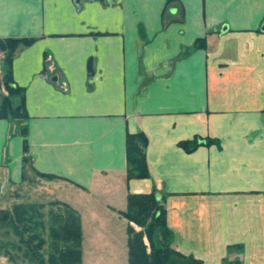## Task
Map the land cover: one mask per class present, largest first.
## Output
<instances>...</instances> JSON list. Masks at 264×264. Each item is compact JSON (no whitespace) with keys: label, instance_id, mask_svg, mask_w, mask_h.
Returning a JSON list of instances; mask_svg holds the SVG:
<instances>
[{"label":"crops","instance_id":"1","mask_svg":"<svg viewBox=\"0 0 264 264\" xmlns=\"http://www.w3.org/2000/svg\"><path fill=\"white\" fill-rule=\"evenodd\" d=\"M263 22L264 0H0V39L33 40L10 64L26 118L1 117L0 80V195L23 185L28 158L58 177L32 183L33 201L79 213L83 262L90 238L95 263L128 264L119 212L155 189L173 249L264 264ZM138 133L150 178L128 180L127 135ZM195 138L215 143L179 147ZM119 224L121 244L86 234Z\"/></svg>","mask_w":264,"mask_h":264},{"label":"trees","instance_id":"2","mask_svg":"<svg viewBox=\"0 0 264 264\" xmlns=\"http://www.w3.org/2000/svg\"><path fill=\"white\" fill-rule=\"evenodd\" d=\"M32 43L33 40L0 39V53L5 55L2 69H7L4 85L8 92V96L2 100V118L24 119L27 117L25 98L22 97L24 90L15 86L11 76L10 64L12 55L20 44L30 45ZM200 43L203 45L201 40L198 41V44ZM16 96L21 97V103L18 107L13 105V98ZM26 132V129L21 131L23 136H26ZM213 143L215 141L211 139L195 138L191 141L180 142L179 147L187 153H193L199 147L210 146ZM147 144V138L143 133L127 135L128 180L150 178L145 154ZM24 153H28L26 140H24ZM24 160L25 164L39 177L49 181L58 179L55 175L36 172L29 165V159L25 158ZM53 205L59 209L56 212H49L51 224L48 228V234L51 244L47 261L39 256L40 249L44 244L38 241L37 234L21 241L26 247V256H30V259L38 264H82L83 230L81 217L72 206L65 202L55 201ZM35 206L36 204H32L31 208L34 209ZM119 215L129 223L127 227L128 264H202L193 256H186L171 247L172 233L167 226L164 198L157 190L154 189L149 194L130 193L127 197V208L125 211H120ZM8 217V214L3 216L1 222H5ZM10 222L13 224V220ZM131 224L138 227L139 230L137 231ZM15 233L18 236L20 234L18 231ZM35 242L37 244L34 245ZM5 255L9 256L10 254L6 251Z\"/></svg>","mask_w":264,"mask_h":264},{"label":"rangeland","instance_id":"3","mask_svg":"<svg viewBox=\"0 0 264 264\" xmlns=\"http://www.w3.org/2000/svg\"><path fill=\"white\" fill-rule=\"evenodd\" d=\"M6 71V68L5 70L3 69L1 74L2 78L0 77V80H3V83L5 82L4 78L6 76ZM17 120L20 121L21 119ZM40 180H43V178L39 177L38 174L31 170V168L27 165L23 185L8 195H0V264H38L37 262L32 261L30 256H26V247L21 243L22 240H27L35 234L38 235V241L43 242L44 244L42 249H40L39 256L40 258H44L43 260L47 261L51 244L48 234V228L51 224L49 212H56L59 208L53 205L54 201H48L51 197L44 199L41 198V202L33 201L30 196V186L32 183L40 182ZM32 204H36V208L32 209ZM37 206L39 207L37 208ZM6 214H8L9 217L5 222H1L2 217ZM17 217L19 218L17 219ZM10 220H13V224ZM114 227L115 228L112 231H87L86 234L89 235L94 233L101 236L104 234H108L109 236L112 235L115 236L119 244H121L124 235H126L124 227L120 224L117 226L114 225ZM16 230L21 235H16ZM136 230L138 231V229ZM92 241H95V238ZM37 242H35L34 245L37 244ZM89 242L90 238H87L83 264H97L95 263L94 258H91V253L89 252L91 249L96 250V248H91ZM6 251L10 254L9 256H11V258H9L8 255H5Z\"/></svg>","mask_w":264,"mask_h":264},{"label":"water","instance_id":"4","mask_svg":"<svg viewBox=\"0 0 264 264\" xmlns=\"http://www.w3.org/2000/svg\"><path fill=\"white\" fill-rule=\"evenodd\" d=\"M224 31H226V30H224ZM261 31L264 32V22L262 24Z\"/></svg>","mask_w":264,"mask_h":264}]
</instances>
